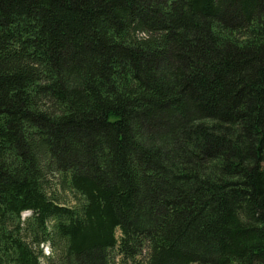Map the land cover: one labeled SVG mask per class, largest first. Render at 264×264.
Returning a JSON list of instances; mask_svg holds the SVG:
<instances>
[{
    "label": "trees",
    "instance_id": "16d2710c",
    "mask_svg": "<svg viewBox=\"0 0 264 264\" xmlns=\"http://www.w3.org/2000/svg\"><path fill=\"white\" fill-rule=\"evenodd\" d=\"M116 255L264 264V0H0V264Z\"/></svg>",
    "mask_w": 264,
    "mask_h": 264
},
{
    "label": "rangeland",
    "instance_id": "374dc122",
    "mask_svg": "<svg viewBox=\"0 0 264 264\" xmlns=\"http://www.w3.org/2000/svg\"><path fill=\"white\" fill-rule=\"evenodd\" d=\"M61 196H63L64 198H66V200L68 201V204H73L75 203V197L74 195L69 192V191H61L59 193ZM31 214V212H23L22 214V218H26ZM117 236L120 235L119 230L117 231ZM41 248L44 250L45 254H49L51 252V248L49 247V244H45L43 246H41ZM136 261L128 259V258H124L122 256L116 255V259H115V264H141L142 262L145 261V256H138L136 259ZM43 264H50L49 262H47L46 260L43 261Z\"/></svg>",
    "mask_w": 264,
    "mask_h": 264
}]
</instances>
